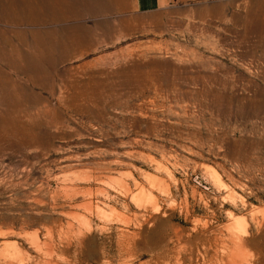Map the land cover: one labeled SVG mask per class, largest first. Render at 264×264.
<instances>
[{
  "label": "rangeland",
  "instance_id": "rangeland-1",
  "mask_svg": "<svg viewBox=\"0 0 264 264\" xmlns=\"http://www.w3.org/2000/svg\"><path fill=\"white\" fill-rule=\"evenodd\" d=\"M0 264H264V0H0Z\"/></svg>",
  "mask_w": 264,
  "mask_h": 264
},
{
  "label": "crops",
  "instance_id": "crops-1",
  "mask_svg": "<svg viewBox=\"0 0 264 264\" xmlns=\"http://www.w3.org/2000/svg\"><path fill=\"white\" fill-rule=\"evenodd\" d=\"M168 0H147V10H156L165 5Z\"/></svg>",
  "mask_w": 264,
  "mask_h": 264
},
{
  "label": "bare ground",
  "instance_id": "bare-ground-1",
  "mask_svg": "<svg viewBox=\"0 0 264 264\" xmlns=\"http://www.w3.org/2000/svg\"><path fill=\"white\" fill-rule=\"evenodd\" d=\"M154 217V216H153ZM157 218V217H156ZM154 221V220H153ZM247 225V224H246ZM239 226H241V225H239ZM239 226H238V228H239ZM245 227V226H244ZM243 228V227H242ZM244 231V230H243ZM229 232V231H228ZM227 232V233H228ZM233 234V233H232ZM236 235H238V234H236ZM241 238H242V236H240ZM232 238V237H231ZM243 239V238H242ZM229 240V239H228ZM236 240H237V238H236ZM245 242V241H244ZM231 244V243H230ZM235 249H236V251L237 252H241L243 249H244V245H243V241H241V239L239 238V243L238 244H236V247H235ZM28 257V256H27ZM247 257V256H246ZM48 262V261H47ZM46 262V263H47Z\"/></svg>",
  "mask_w": 264,
  "mask_h": 264
},
{
  "label": "built area",
  "instance_id": "built-area-1",
  "mask_svg": "<svg viewBox=\"0 0 264 264\" xmlns=\"http://www.w3.org/2000/svg\"><path fill=\"white\" fill-rule=\"evenodd\" d=\"M169 2L173 1V0H168Z\"/></svg>",
  "mask_w": 264,
  "mask_h": 264
}]
</instances>
